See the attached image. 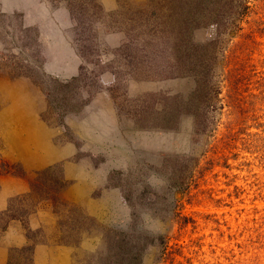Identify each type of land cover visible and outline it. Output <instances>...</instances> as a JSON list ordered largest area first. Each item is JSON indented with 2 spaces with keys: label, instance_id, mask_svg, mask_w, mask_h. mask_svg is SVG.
<instances>
[{
  "label": "rangeland",
  "instance_id": "1",
  "mask_svg": "<svg viewBox=\"0 0 264 264\" xmlns=\"http://www.w3.org/2000/svg\"><path fill=\"white\" fill-rule=\"evenodd\" d=\"M70 1L0 0V174L34 184L40 203L33 209L28 199L15 200L9 215L23 213L16 220L31 241L76 247L71 264H98L107 229L154 239L141 264H264V0H246L242 16L210 28L224 58L242 57L239 95L228 94L230 73L221 67L204 121L197 127L184 115L169 130L142 126L163 97L187 95L195 83L162 78L163 36H148L151 12L163 8L96 0L95 10H75ZM242 3L226 5L225 19ZM41 73L81 74L82 111L59 123ZM50 166L61 186L38 174ZM112 170L128 177L134 196L144 187L159 212L138 211L137 230L120 187L109 185ZM41 209L48 214L40 229H29ZM11 219L0 217V230ZM81 224L89 231L81 233ZM20 249L11 248V264H32Z\"/></svg>",
  "mask_w": 264,
  "mask_h": 264
},
{
  "label": "trees",
  "instance_id": "2",
  "mask_svg": "<svg viewBox=\"0 0 264 264\" xmlns=\"http://www.w3.org/2000/svg\"><path fill=\"white\" fill-rule=\"evenodd\" d=\"M72 1L76 3L71 6L75 10L77 8L86 10L88 7H92V10L98 8L96 0H71L70 3ZM246 2V0H243L237 10L227 14L229 16L225 19L223 9L226 5L234 6V0H149V5L155 6L158 4L163 8L161 14H157V11L151 12V17L153 16L152 18H154L155 16V18L153 19V24H151V35L148 36L151 42H153L151 38L153 33H159L163 36V44L161 43L160 51L169 59L163 66L166 74L162 78H192L195 85L187 95L176 94L163 97L164 102L160 110L155 111V115L152 117L153 120L149 125L142 127L163 130L174 129L178 126L179 119L184 115H191L194 118V124L198 127L204 121L205 114L212 104L213 95L211 94V88L215 84L214 79L221 67L230 73L229 78L226 80L228 94L233 99H236V95H239L238 84L242 81L239 72L240 65H236V63L238 59L241 61L242 57L230 56L231 58H229L225 56L224 58V51L221 49L219 39L216 38L215 34L213 38H209V32L212 25H222L221 20L223 18L225 19H223V24H225L229 19H234L232 18L235 15L234 13L242 16L248 8ZM263 30L264 28H261L260 33ZM200 33L205 38L198 41L195 40V36ZM147 43L148 41L144 44ZM137 50L140 49L137 48ZM134 53L133 57L136 58L138 54L137 52ZM17 76L28 77V75L23 74H18ZM80 76L81 74L69 80H60L57 77L41 73V84L43 85L41 91L46 98L47 107L58 115L59 123H62L66 114L80 113L83 109L84 101L81 96V88L79 87ZM197 130L199 129L197 128ZM51 173L52 166L38 172L39 175H48L51 182L61 186L63 179L57 176L54 177ZM108 182L110 186L120 187L123 200L131 207L132 221L130 228L133 230H137L138 211L149 209L159 213L153 208L154 202L148 199L147 190L143 187L140 195L134 196L132 183L127 176L123 177L120 171L112 170L108 175ZM36 193L33 184L28 193L13 198L11 205L15 200L24 199L25 201L28 199L30 201L29 204L35 209L40 204L35 198ZM30 199H34V202ZM52 199V204H57V200ZM60 203L62 202L60 201ZM11 205L7 211L0 214L1 218H6L7 216L8 218L18 219L22 217L23 213L9 215ZM174 205L171 204V207L175 209ZM162 217L167 219L165 216ZM174 217L175 214L169 218L172 221L178 220V217L175 220ZM80 227L81 233L89 231L83 224ZM31 233L35 234L33 231ZM143 234V231H138V235L132 234L130 236V233L107 229L105 250L99 252V260L101 261L98 264H141L144 253L154 243L153 238L147 240ZM37 242L38 240H33L32 244L23 246L20 250H28L31 254L34 244ZM65 242L71 243L70 241ZM163 242L164 240L162 239L161 243ZM8 264H11L10 260Z\"/></svg>",
  "mask_w": 264,
  "mask_h": 264
},
{
  "label": "crops",
  "instance_id": "3",
  "mask_svg": "<svg viewBox=\"0 0 264 264\" xmlns=\"http://www.w3.org/2000/svg\"><path fill=\"white\" fill-rule=\"evenodd\" d=\"M30 188L28 181L20 176L0 174V214L8 210L13 198L25 195ZM76 190L73 189L72 192ZM40 207L44 208L43 205ZM47 214V210L37 211L29 219L27 227L31 230H38ZM25 227L19 224V220L11 219L0 230V264H8L11 259V248H22L33 243L25 235ZM75 248L66 244L51 245L50 240H38L34 244L31 261L32 264H71V253Z\"/></svg>",
  "mask_w": 264,
  "mask_h": 264
}]
</instances>
